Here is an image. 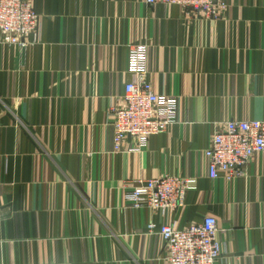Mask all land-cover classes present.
<instances>
[{"label": "crops", "instance_id": "1", "mask_svg": "<svg viewBox=\"0 0 264 264\" xmlns=\"http://www.w3.org/2000/svg\"><path fill=\"white\" fill-rule=\"evenodd\" d=\"M30 1L29 45L0 43V264H163L161 226L205 216L224 230L215 264H264V153L231 181L204 158L224 123L264 121V0H226L219 21L146 0ZM140 44L155 92L178 97L177 123L114 153L110 110ZM165 175L197 179L181 210L125 199Z\"/></svg>", "mask_w": 264, "mask_h": 264}, {"label": "built area", "instance_id": "2", "mask_svg": "<svg viewBox=\"0 0 264 264\" xmlns=\"http://www.w3.org/2000/svg\"><path fill=\"white\" fill-rule=\"evenodd\" d=\"M178 5L195 19L219 21L227 12L226 0H146ZM39 14L30 0H0V43L25 49L27 38L38 28ZM128 69L136 79L126 84L121 105L111 107L110 122L114 129V153L125 151V142L133 138L135 146L128 151H140L150 137L160 135L177 123L179 101L175 95L155 92L149 80L148 46L130 48ZM264 153V121L232 120L217 131L204 151L211 179L221 175L231 181L244 177L248 161ZM197 189V179L165 175L158 179H137L125 199L135 209L157 210L162 216L181 210L186 195ZM155 228L150 225V230ZM213 216H205L201 223L178 228L176 223L161 226L159 235L164 246L163 264H215L221 260L225 247Z\"/></svg>", "mask_w": 264, "mask_h": 264}]
</instances>
